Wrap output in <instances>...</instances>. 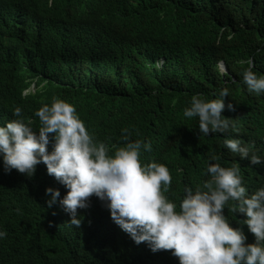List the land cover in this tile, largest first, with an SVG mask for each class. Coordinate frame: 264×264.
<instances>
[{
	"label": "trees",
	"instance_id": "16d2710c",
	"mask_svg": "<svg viewBox=\"0 0 264 264\" xmlns=\"http://www.w3.org/2000/svg\"><path fill=\"white\" fill-rule=\"evenodd\" d=\"M29 1L53 7L49 20L39 17L40 8L32 15L0 3V126L23 118L38 134L35 113L58 98L76 108L109 155L126 144L123 129L131 142H150V152L141 148V163L169 169V200H182L186 186L195 191L210 179L206 169L214 163H239L247 192L264 188V92L249 93L243 83L250 60L257 77L264 76V0ZM50 18L69 21L73 33L65 35ZM223 88L229 96L222 116L230 127L205 136L199 118L185 117L184 110L192 96L218 99ZM16 107L21 117L13 115ZM227 138L241 140L261 163L232 154ZM48 188L59 189L60 199L68 191L45 164L28 177L7 171L0 155V231L6 230L0 264H150L146 251L111 225L96 196L78 210V228L59 202L48 207ZM229 206L224 213L251 238L246 214Z\"/></svg>",
	"mask_w": 264,
	"mask_h": 264
},
{
	"label": "clouds",
	"instance_id": "9594fccd",
	"mask_svg": "<svg viewBox=\"0 0 264 264\" xmlns=\"http://www.w3.org/2000/svg\"><path fill=\"white\" fill-rule=\"evenodd\" d=\"M1 5L23 9L32 15L40 8L39 17L46 21L48 8H53L29 0ZM50 19L58 28L59 24L63 25L61 31L65 35L73 33L69 21ZM248 63L243 83L249 93L264 92V76L258 78L252 70L253 62ZM218 67L223 75H228L222 61ZM219 96L206 101L194 95L191 106L184 110L185 117L199 118V131L205 136L226 132L230 127V119L222 116L228 89L223 88ZM228 108L235 110L231 104ZM21 114L22 110L16 107L13 115L21 117ZM35 115L40 121L38 134L31 127L32 122L23 118L0 126L4 167L33 177L37 165L45 164L48 175L68 189L60 199L59 189L48 188V207L59 202L71 215L72 225L80 227L78 210L88 208V201L96 196L111 225L135 246L142 247L150 264H264V188L254 194L247 192L242 186L239 163L227 168L219 163L210 164L206 169L210 179L195 191L186 186L182 200H169L165 195L172 184L169 169L156 162L141 163V148L150 152V142L139 139L131 142L129 129H123L126 144L109 155L108 146L94 141L70 103L54 98L50 106L43 105ZM50 134H54L51 153ZM225 146L232 154L249 158L252 164L261 163L260 157L251 156L249 147L239 139L227 138ZM211 159L218 157L213 154ZM226 205H230L229 212L246 214L251 238L224 213ZM5 235L6 230L0 231V236Z\"/></svg>",
	"mask_w": 264,
	"mask_h": 264
},
{
	"label": "rangeland",
	"instance_id": "374dc122",
	"mask_svg": "<svg viewBox=\"0 0 264 264\" xmlns=\"http://www.w3.org/2000/svg\"><path fill=\"white\" fill-rule=\"evenodd\" d=\"M34 88H35V86L33 85L29 91L33 92Z\"/></svg>",
	"mask_w": 264,
	"mask_h": 264
}]
</instances>
